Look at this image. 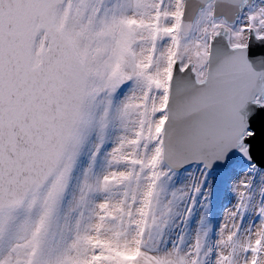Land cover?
<instances>
[{"label":"snow or ice","instance_id":"obj_1","mask_svg":"<svg viewBox=\"0 0 264 264\" xmlns=\"http://www.w3.org/2000/svg\"><path fill=\"white\" fill-rule=\"evenodd\" d=\"M0 264H264V0H0Z\"/></svg>","mask_w":264,"mask_h":264}]
</instances>
